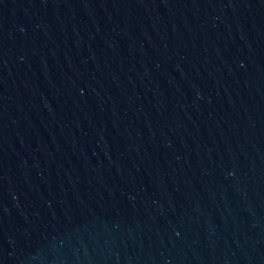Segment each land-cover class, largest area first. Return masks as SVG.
I'll list each match as a JSON object with an SVG mask.
<instances>
[{"label":"water","instance_id":"95a60500","mask_svg":"<svg viewBox=\"0 0 264 264\" xmlns=\"http://www.w3.org/2000/svg\"><path fill=\"white\" fill-rule=\"evenodd\" d=\"M0 264H264V0H0Z\"/></svg>","mask_w":264,"mask_h":264}]
</instances>
